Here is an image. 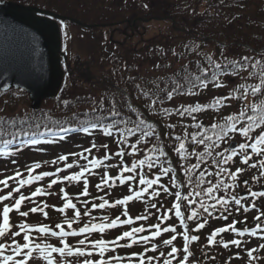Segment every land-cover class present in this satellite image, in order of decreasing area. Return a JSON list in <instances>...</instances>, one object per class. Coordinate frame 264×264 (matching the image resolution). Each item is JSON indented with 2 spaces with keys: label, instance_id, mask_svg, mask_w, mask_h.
<instances>
[{
  "label": "snow or ice",
  "instance_id": "obj_1",
  "mask_svg": "<svg viewBox=\"0 0 264 264\" xmlns=\"http://www.w3.org/2000/svg\"><path fill=\"white\" fill-rule=\"evenodd\" d=\"M206 59L209 66L199 69L194 78L177 77L168 88L155 85V91L139 89V95L148 97V106L138 111L130 103L134 119L122 117L113 106L108 123L96 118L87 126L60 128L65 134L100 135L115 148L92 139L79 151L34 160L0 179V264H40V260L45 264H199L192 246L201 241L199 234L206 228L211 230L202 247L238 250L225 264L239 259L241 252H246L247 264L259 260L255 253L264 250V243L247 245L251 238L264 240V100L240 104L208 126L198 114L222 112L233 101L247 100L249 94L264 96V57L254 63L247 55L229 59L226 53ZM256 68L258 72L251 71ZM248 76L258 77V82L248 83ZM210 87L226 91L210 102L175 103L177 97L194 98ZM160 117L179 118L167 124L163 138L158 131ZM20 135L27 139L6 155H19L27 146L41 144L35 133ZM101 150L102 155L94 154ZM249 169L257 174L248 175ZM56 186L58 191H53ZM70 187L80 190L73 194ZM117 188L126 191L114 196ZM51 196H58L62 204H49ZM137 202L143 204V211L132 215L130 205ZM49 209L61 214L59 222H30L34 214L50 220ZM117 209L119 215L113 216ZM214 221L223 223L212 227ZM49 238H56L60 246L48 243Z\"/></svg>",
  "mask_w": 264,
  "mask_h": 264
},
{
  "label": "trees",
  "instance_id": "obj_2",
  "mask_svg": "<svg viewBox=\"0 0 264 264\" xmlns=\"http://www.w3.org/2000/svg\"><path fill=\"white\" fill-rule=\"evenodd\" d=\"M14 1L24 5H34L42 9H47L64 16L79 19L85 24H94L96 29H108V38L106 44H100L101 53L97 56L90 55L87 58L73 57L67 50V39L63 26L71 23L61 20L60 25L63 29V51L67 55L66 61L62 62L65 71L64 81L59 93L52 99L44 100L37 110L30 107L28 96L23 90H8L0 92V162L12 163L17 161V167L23 168L34 160L39 154L54 155L79 151L81 147H87L89 141L95 139L97 144L109 143L113 148L111 140H107L100 135L88 137L81 132L61 133V127L77 128L80 125L89 124L96 118H104L108 123L112 119L108 117V110L115 108L120 111L121 116L128 119H134L131 108L136 107L138 111L147 108L148 97L139 95V89L144 91H155V85L159 84L161 88L171 86V81L177 77L199 75V69L208 67L207 55L214 58L220 57L221 53H226L229 59H239L242 55L252 57V62L264 57V0H171L163 6L149 10L147 4L149 0H130L124 4L111 6V0H6ZM168 20L169 29L167 33L154 36L150 39L151 45L144 46V49L128 50L127 54H122L118 49V44L114 40L111 31L121 29V36L131 37L144 30L146 24L153 20ZM174 23V25H173ZM73 24V23H72ZM93 29V28H90ZM178 41V50L174 53L177 60H184L182 64L173 67L165 61L168 51L165 46H171ZM112 46H108V44ZM118 43V44H117ZM120 45V44H119ZM108 47V49L106 48ZM212 47V50L209 49ZM164 58L162 67H156L158 72L153 74H140L137 70V64L141 61H154L151 59ZM162 61V60H161ZM155 64V63H154ZM182 66L184 70H182ZM159 70L161 71L159 73ZM258 72L259 68L251 69ZM175 73V75H174ZM247 74V70L244 73ZM163 81V83H161ZM187 85L186 81H182ZM237 83L244 81L239 80ZM248 83L258 82V77L248 76ZM225 89L216 90L209 88L200 93L197 97L187 96L177 97L175 103L191 102H210L214 95L225 92ZM264 100V96L259 98L251 94L244 101H233L231 107L225 108L222 112L209 110L203 114H198L199 120L208 126L223 115H227L237 110L240 104L259 103ZM134 102V103H133ZM20 103L28 107L27 110L17 108ZM166 107H172L171 103H166ZM157 119V118H154ZM179 120L178 117L158 118V131L161 137L169 131L168 123H174ZM184 123H189L185 120ZM191 130V129H190ZM21 131L36 134V138L41 141L39 146H27L19 155H6L14 153L21 139H27L20 135ZM180 130L177 129V132ZM61 136L65 138L60 139ZM9 141L10 143H5ZM54 141V142H50ZM171 143L170 141H166ZM37 147L43 151H37ZM61 147H71L68 151L56 153ZM96 155H102L103 150ZM131 159V158H129ZM42 160H46L45 158ZM115 162V161H113ZM75 170V169H74ZM116 170H112L115 175ZM257 174L253 170H248V175ZM97 181L92 179L91 183ZM164 182H167L166 179ZM44 183H47L45 181ZM56 186L53 191H58ZM33 188H26L25 194H28ZM70 193H76L80 189L70 187ZM93 194H98L95 189H91ZM124 188H117L113 195L125 192ZM49 204L60 206L62 201L58 196L47 198ZM165 203L170 204V198H165ZM143 211V204L135 203L130 205V214L136 215ZM120 210H112L113 216L119 215ZM71 215V212L68 213ZM94 215L102 213L94 211ZM50 220H45L42 216L34 214L30 217V222H44L52 225L59 222L61 214L49 209ZM15 219V216L13 217ZM151 222H154L151 221ZM19 223V220H16ZM222 221L212 222V227L222 224ZM206 228L201 232V241L193 244L196 248L194 254L199 264H225L229 257L238 250L231 248L228 250L222 248L202 247L206 245L204 237L210 231ZM116 232L109 233V237L115 236ZM82 238V237H81ZM98 238V237H96ZM226 239L231 237L225 236ZM48 243L54 246H60L56 238H49ZM76 244V239L71 240ZM139 249H133L137 251ZM125 254V253H121ZM57 260H60L59 254H53ZM243 258L247 259L246 252L240 253L239 259H232L230 264H242ZM245 259V260H246ZM40 264H45L40 260Z\"/></svg>",
  "mask_w": 264,
  "mask_h": 264
},
{
  "label": "water",
  "instance_id": "obj_3",
  "mask_svg": "<svg viewBox=\"0 0 264 264\" xmlns=\"http://www.w3.org/2000/svg\"><path fill=\"white\" fill-rule=\"evenodd\" d=\"M61 19L93 26L33 5L0 2V91L24 89L34 109L57 95L64 78Z\"/></svg>",
  "mask_w": 264,
  "mask_h": 264
},
{
  "label": "rangeland",
  "instance_id": "obj_4",
  "mask_svg": "<svg viewBox=\"0 0 264 264\" xmlns=\"http://www.w3.org/2000/svg\"><path fill=\"white\" fill-rule=\"evenodd\" d=\"M130 0H111L110 4L111 6H117L119 4H124ZM168 1L171 0H149L148 5H149V10H154L157 9L164 4H166ZM66 24L64 25V32H65V37L67 39V50L70 55L73 57H78L79 58H87L90 55L97 56L100 51H102V47L100 44H106V37L108 38V33L110 30L108 29H90V28H83L79 25L72 24V23H63ZM120 28V27H119ZM116 28L114 29L115 31H111L114 35V40L119 42L118 50L126 55L128 50H131V48L134 49H144V46L146 45H151L150 39L153 38L155 35L159 36L162 33H167L169 29V21L168 20H153L149 21L146 24V27L144 30L139 31V34H136L134 37H131V41L126 38H123L125 36H121V29ZM108 30V31H107ZM108 46H112L110 43ZM108 49V47H106ZM165 51H168L165 61L167 63H170L174 68L177 67L179 64H182L184 60H177L175 58L174 53L178 50V41L174 42L171 46L167 45L164 47ZM210 50H212V47H209ZM154 61H141L139 64H137V70L140 74H147L148 72H151L153 74L157 73L158 70L156 68V64L163 63L164 64V58L161 60L159 59H151ZM155 63V64H154ZM161 71L159 70V73ZM19 109L22 110H27L28 107H26L24 104L20 103ZM72 149L71 147H61L60 150L56 151V153H60L62 151H68ZM49 155H43L39 154L37 157H32V159H39L42 160L43 158H46ZM56 156V155H54ZM46 159H52L51 157H47ZM17 168L16 164L13 163H5V162H0V179L4 178L6 175H11L14 170ZM253 214V213H252ZM250 214V215H252ZM251 218V216H250ZM264 243V242H263ZM255 246V245H254ZM194 252L196 248H193ZM257 257H260L259 260L255 261L254 264H264V250H257L255 253Z\"/></svg>",
  "mask_w": 264,
  "mask_h": 264
}]
</instances>
